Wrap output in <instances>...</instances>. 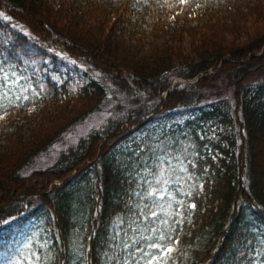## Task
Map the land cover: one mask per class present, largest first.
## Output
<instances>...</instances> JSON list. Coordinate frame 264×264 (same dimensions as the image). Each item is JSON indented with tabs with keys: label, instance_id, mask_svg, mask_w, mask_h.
Listing matches in <instances>:
<instances>
[{
	"label": "trees",
	"instance_id": "trees-1",
	"mask_svg": "<svg viewBox=\"0 0 264 264\" xmlns=\"http://www.w3.org/2000/svg\"><path fill=\"white\" fill-rule=\"evenodd\" d=\"M0 12L12 17L0 16V84L12 81L0 88V264H104L117 217L139 239L172 234L168 212L185 221L169 264H264V82L247 85L264 70V0H0ZM56 52L72 70H56ZM222 76L230 95L206 100ZM173 77L193 83L168 91ZM115 92L125 112L31 169ZM154 135L196 162L179 174L184 207L159 201L168 225L139 215L125 167ZM17 218L35 224L11 244Z\"/></svg>",
	"mask_w": 264,
	"mask_h": 264
},
{
	"label": "snow or ice",
	"instance_id": "snow-or-ice-1",
	"mask_svg": "<svg viewBox=\"0 0 264 264\" xmlns=\"http://www.w3.org/2000/svg\"><path fill=\"white\" fill-rule=\"evenodd\" d=\"M144 2L147 4L149 0H144ZM189 2L190 0H178V3L183 5H187ZM196 7H200V5L197 4ZM0 16H3L5 20L10 21L12 19L11 16H5L2 12H0ZM71 63L75 64L76 61L73 60ZM4 80L6 83L0 84V88H7L12 83L7 75H5ZM2 98H4V93L0 92V99ZM24 99H27V97L25 96ZM109 115L111 114L109 113ZM0 119H3V116H0ZM95 127L99 128L100 125ZM163 135L161 133V136ZM161 136L154 135L147 142L142 140L140 142L141 147L129 149L134 154V158L130 156L125 167L132 165V171L129 172L132 183L143 190V194L139 191L135 192V196L140 197L143 203L142 208L137 205L139 215L145 218L151 217L159 224L168 225V220L160 219L156 211V209L163 210L159 201L168 199V207L171 208V201L175 200L181 208L184 207L183 199H178L175 194L179 193L180 197H191L193 193L181 191L182 179L179 178V174L189 173L192 168L196 167V162L182 155L188 152L187 147L167 137L161 139ZM177 165L179 170H177ZM185 165L190 167H185ZM149 177H151V180ZM153 197L156 199H153ZM131 201L132 196L129 195L128 203L131 204ZM190 207L195 209L197 205L193 202ZM133 215H136V213L133 212ZM168 215L178 217L173 220V224L177 225V228L169 226L172 234H166L160 228L154 227L151 232L156 235L140 236L139 239L136 238L134 228H132L134 235L129 237L128 229L123 227L124 219L117 217L114 222L111 243L108 245V248L113 250V255L109 256L105 252L104 264H169L171 254L176 251V245L180 242L177 234L179 226H182L185 221L183 212H168ZM137 219H139V216H137ZM121 235H123L122 242H120ZM117 248L120 250L119 254L115 252ZM137 254H139V257H137ZM84 258L82 253L81 259Z\"/></svg>",
	"mask_w": 264,
	"mask_h": 264
},
{
	"label": "rangeland",
	"instance_id": "rangeland-1",
	"mask_svg": "<svg viewBox=\"0 0 264 264\" xmlns=\"http://www.w3.org/2000/svg\"><path fill=\"white\" fill-rule=\"evenodd\" d=\"M22 33L28 37V33L25 29L22 30ZM8 39L12 40L13 38L8 35ZM27 48H32L30 45L26 46ZM183 47L188 51L190 48L189 40L186 39ZM34 62L37 64L40 62V57H35ZM45 65H48L50 68L53 67L51 64L50 59H45L43 61ZM56 70L60 72H65L66 70H72L73 66L69 63L68 60L64 59V56L61 52H56V62H55ZM57 78V73H56ZM58 79V78H57ZM174 82L177 83H184L188 81H184L180 78L174 77ZM264 82V70L258 74L251 76L247 80V85H257L258 83ZM233 86L229 84V81L225 76H222L216 82V85L212 88H208L205 93L206 100H213L217 98H224L230 95ZM145 99H148L147 95H144ZM148 102L154 103L156 102L155 99L150 97ZM129 99L125 97L123 94H111L108 96L107 101L104 105L95 113L88 116L85 120L81 123L75 125L60 141L53 144L46 152L39 155L32 166L31 169H39L45 168L50 166L57 158L59 153L64 150L67 146L75 144L78 139L84 137L90 130L93 129H102L111 117H114L120 113H123L127 110L129 106ZM109 113L111 115H109ZM180 113H183L182 111ZM96 125H100L99 128L95 127ZM20 218L14 219L11 221L10 231L13 233L10 235L11 241L10 243H14L13 239L15 237H21L25 231L31 226L35 224L34 219L27 220L23 225L20 223Z\"/></svg>",
	"mask_w": 264,
	"mask_h": 264
},
{
	"label": "water",
	"instance_id": "water-1",
	"mask_svg": "<svg viewBox=\"0 0 264 264\" xmlns=\"http://www.w3.org/2000/svg\"><path fill=\"white\" fill-rule=\"evenodd\" d=\"M169 90H171V89H169Z\"/></svg>",
	"mask_w": 264,
	"mask_h": 264
}]
</instances>
